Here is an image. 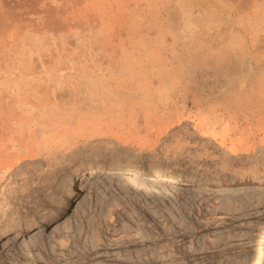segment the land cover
Here are the masks:
<instances>
[{
	"label": "rangeland",
	"instance_id": "1",
	"mask_svg": "<svg viewBox=\"0 0 264 264\" xmlns=\"http://www.w3.org/2000/svg\"><path fill=\"white\" fill-rule=\"evenodd\" d=\"M192 169L264 170V0H0V264H262L264 177Z\"/></svg>",
	"mask_w": 264,
	"mask_h": 264
},
{
	"label": "bare ground",
	"instance_id": "2",
	"mask_svg": "<svg viewBox=\"0 0 264 264\" xmlns=\"http://www.w3.org/2000/svg\"><path fill=\"white\" fill-rule=\"evenodd\" d=\"M185 173H188V174H190L192 176H202V177H204V176H213V177H215V176H221L222 178H225L227 180L230 179L231 177L237 176V178H239L241 180V183L246 182L247 179L248 178H251V177L255 178L256 180H261L264 177V170H260V169H243L241 171H235V170L227 171L226 170V172H224V173H220L217 170H211V169H204V170L192 169V170H189V171H187ZM106 174H107V171L105 170V168L103 166L102 167L94 168L82 180V183L79 186V192H80V194L86 193L89 190L90 187L97 186L98 185V182L100 181V179L102 177H104ZM114 174L115 175L116 174L117 175L129 174V175H131V177L132 176H136L135 173H133L131 171H127L125 169H118L117 171H115ZM181 176H182V174H178V175L173 176V177H170V176H165V177H150L148 179H150L153 182L158 183V184L159 183H170L171 184V183H176L179 180H181L182 179ZM39 232L40 231H37L33 235H37V234H39ZM259 260H260V262L262 264H264V254L263 253L261 254Z\"/></svg>",
	"mask_w": 264,
	"mask_h": 264
}]
</instances>
